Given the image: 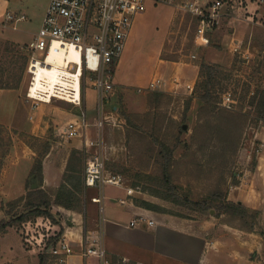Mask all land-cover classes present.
I'll return each mask as SVG.
<instances>
[{"label":"rangeland","instance_id":"374dc122","mask_svg":"<svg viewBox=\"0 0 264 264\" xmlns=\"http://www.w3.org/2000/svg\"><path fill=\"white\" fill-rule=\"evenodd\" d=\"M199 1L206 0H177L173 5L147 4V10L141 18V33L134 37V40L137 39L135 51L141 55L134 69L137 70L145 57L156 54L167 31V19L175 7L173 23L162 46V57L175 61L202 62L200 74L192 95L188 91L170 94L151 89L139 93L137 87L123 92L125 95L119 89L115 90L112 100L106 106L111 119L105 123L101 132L106 173L121 175L123 185L146 198L154 211L201 220L210 219L212 215L221 216L222 222L241 228L245 226L242 219L222 213L221 208H215L218 213L215 209L210 211L204 206L203 200H213L219 196L222 200L227 199L231 186L240 183L245 167H251L255 162L253 156L261 144L260 137L264 132V119L260 118L259 109L256 108L260 94L264 92V57L263 54L259 55L254 62L247 63L244 57L239 54L233 56L227 48L226 57L221 62L203 63V47L196 43L200 18L190 11L191 4L204 6ZM20 2L28 18L16 24L21 31H12L14 23L7 20L0 22V79L4 83L18 72L13 61L18 55L9 53L5 43L18 44L27 55V48L41 27L48 0ZM7 29L10 30L6 34L12 37L20 34L22 40L16 42L6 39L4 36ZM208 34L213 38L212 44L216 45L220 29L214 27ZM262 43L263 39L259 40L258 44ZM202 65L204 67L201 69ZM30 79L27 64L20 87L5 89L0 93V117L10 123H0V177L6 165L13 166V162L21 160L26 152L33 157L34 165L37 161L43 163L52 149L60 151L58 158L62 161L70 150L71 140L61 137L57 132L69 120H81L82 111L86 112L88 123V119H91L89 138L92 141L99 139L95 91L92 86L87 88L81 107L60 100L35 105L26 96ZM257 90L261 91L252 107L251 98ZM207 91L211 94L212 108H208L200 99ZM228 93L236 101L231 109L222 107L223 96ZM41 115L43 119L36 127ZM219 115L232 121L233 131L220 137V142H213L212 139H216L209 126ZM53 118L57 120L54 123ZM228 140H232L233 144L227 146L225 143ZM32 152L35 154L32 155ZM96 152L97 149L86 152L84 173L87 161ZM251 153L252 158L249 159ZM36 181L29 176L26 193L18 198L5 201L0 193V221L12 220L30 211L31 206H26V201L16 202L21 197L33 194L31 192L36 188L32 189L31 185ZM55 190L44 189L50 194ZM51 205L56 220L63 224L66 216L58 211V207H54L56 204ZM247 220L252 222L250 218ZM257 223L258 219L256 226ZM18 226L16 223L9 228H14L20 234L24 245L36 252L47 255L51 253L54 246L48 247L47 244L59 225L50 219L38 217L25 223V231ZM14 243L12 237L1 241L0 254Z\"/></svg>","mask_w":264,"mask_h":264},{"label":"crops","instance_id":"0c3cea01","mask_svg":"<svg viewBox=\"0 0 264 264\" xmlns=\"http://www.w3.org/2000/svg\"><path fill=\"white\" fill-rule=\"evenodd\" d=\"M208 1L199 2L205 4ZM220 1L223 3V8L220 24L217 27L220 29L219 42L216 45L212 44L213 38L209 35V45L202 46L203 59L201 60L203 63L221 62L226 57L227 48L233 56L237 55L233 49L240 45L243 52L250 50L253 56L263 54L264 57V43L258 44L261 39L264 42V28L250 21L262 13L264 0ZM149 3L153 4L147 2ZM20 4V0H0V22L4 21L9 13L16 16L26 15ZM147 4L145 10L135 18L126 49L121 61L117 64L115 90L119 89L123 93L134 87L147 89L153 80L161 79L165 81V85L156 90L170 94L188 91L192 95L186 86L192 85L195 89L202 62L175 61L162 57V46L174 19L175 7L173 6L167 19L166 34L161 39L156 54L145 57L137 70L134 69L135 62L141 56L135 51L137 39L134 40V37L141 33L143 23L141 18L147 10ZM17 23L13 25L16 26ZM8 30L10 29H7L5 34ZM17 31L21 30L18 28ZM4 37L16 42L22 40L20 34L16 37L6 34ZM6 90L0 89V93ZM42 116L39 117L36 127L40 125ZM54 120L53 118V123ZM74 120L80 121L71 119L68 122ZM88 120V126L83 134L91 140L89 127L92 124L91 119ZM0 123L10 124L1 117ZM83 138V136L66 138L71 140L70 150L62 161L58 158L59 150H50L43 160V180L40 183L33 182V184H37V188L41 189H58L65 184L67 174H71L69 165H71L73 153L78 151L86 155L88 151L85 150ZM260 141L263 147L255 155L254 164L251 167H245L240 183L231 186L227 194L228 201L241 203L247 208L260 211L255 231L247 232L233 227L222 222L221 216L212 215L210 219L201 220L154 211L146 206L149 202L138 192L133 191L129 195L127 186L106 184L103 187V216L105 218L103 239L110 258L112 260L125 259L126 264H264V132L261 134ZM34 154L32 152V155ZM85 162L83 159V170L79 180L83 185H85ZM33 166V157L28 156L26 152L21 160L17 159V162H13V166L6 165L3 168L0 177L2 199L9 201L25 195L26 183ZM99 194L98 188L85 186L84 204L81 210L54 205L58 207V211L63 216H66L63 220L65 228L63 236L71 242L74 254L56 256L49 253L47 264H97L94 258L85 259L81 251L82 244L86 243L91 236L96 235L99 230L100 205L93 201V198ZM142 216L155 221V224L148 226L146 223H138L136 226H131L133 220ZM15 236L16 239L18 236L17 240ZM8 237H12L15 243L10 245L6 252L0 254V264H40L42 252L33 251L24 245L22 237L14 228H9L3 235H0V242Z\"/></svg>","mask_w":264,"mask_h":264},{"label":"built area","instance_id":"2783aa9c","mask_svg":"<svg viewBox=\"0 0 264 264\" xmlns=\"http://www.w3.org/2000/svg\"><path fill=\"white\" fill-rule=\"evenodd\" d=\"M177 0H50L41 27L28 46V72L31 76L27 98L35 105L50 104L53 101H65L76 107L83 106L86 90L90 86L96 92V115L99 139L92 141L83 132L87 128V114L82 111L80 121H70L58 130L63 138H85L86 151L97 149L87 161L84 173L86 187L98 188L100 194L93 201L100 205L98 233L82 244L81 254L85 259L94 258L97 264H126L125 259L112 260L103 239L105 218L103 216V187L106 184L123 185L121 175L106 173L105 156L102 151V130L111 119L106 111L115 90V70L126 49L128 38L135 18L145 10L147 2L157 4H175ZM243 3V2H242ZM223 3L209 0L204 6L191 4L190 11L200 18L196 43L209 45V30L218 27L222 17ZM192 9V10H191ZM28 19L26 15L7 14L9 23ZM249 21V19L247 18ZM251 23L264 28V10ZM13 29L16 26L13 25ZM233 51L247 61L254 62L256 57L251 51H242L241 45ZM74 54L73 57L71 55ZM165 85V81L156 79L147 89L156 90ZM192 93L194 87L186 86ZM144 88H138L141 93ZM256 93V92H255ZM255 95V94H254ZM253 95V96H254ZM236 104L230 93L222 99V107L231 109ZM263 145L255 150L257 155ZM252 158V153L248 155ZM131 195L133 190L128 188ZM146 223L153 226L155 221L140 217L131 222V226ZM64 235V234H63ZM61 236L54 245L53 255L69 256L74 254L71 242Z\"/></svg>","mask_w":264,"mask_h":264},{"label":"trees","instance_id":"16d2710c","mask_svg":"<svg viewBox=\"0 0 264 264\" xmlns=\"http://www.w3.org/2000/svg\"><path fill=\"white\" fill-rule=\"evenodd\" d=\"M7 51L10 53L12 52L15 56L14 64L15 69H17L18 72H15V75L8 80V82L4 83L0 79V89H18L23 81V75L25 72V69L28 64L29 60V53L25 55V52L22 47H20L18 44L14 42H6ZM204 66H201V69ZM202 70H201V76H202ZM261 90H257L254 97L251 99L253 100L251 102V106H254L256 97L259 96ZM260 100L256 108L259 109L260 112V118L264 119V92L263 94H260ZM200 99L205 102L208 106V108H212V101H211V94L207 91L203 96L200 97ZM224 115V114H223ZM215 118V117H214ZM211 122L207 123L209 125ZM232 121L222 115H219L213 121V124L209 126L211 133L213 134V137L216 139L212 141L218 142L220 137L226 136L229 132L233 131L231 129ZM237 130V128H235ZM234 129V130H235ZM220 142V141H219ZM225 142V140H223ZM227 146L232 145L233 141L228 140L227 143H225ZM217 148V147H215ZM214 148V152H215ZM218 149V148H217ZM83 159L86 161V156L82 152L75 151L73 153V156H71V165H69V169L71 170V174L66 177V183L62 184V186L58 189H56L54 192L48 193L44 191V189L36 188L33 190L31 195L21 197L18 199V202L26 201V206H31V209L29 212H26L24 214L19 215L18 217L6 221L1 220L0 221V233L6 232L9 227H13L16 225V223L19 224L18 228L20 230L25 231L27 227L25 226V223L28 220H32L38 217H44L45 219H50L55 224L59 225V229L55 233V235L50 239L47 246L55 245L58 239L64 234L65 228L63 224L56 220L55 216L52 213L51 207L52 203L56 205L63 206L67 209H81L83 208L84 204V194H85V185L81 184L79 182L81 178V173L83 170ZM37 161L35 165L33 166V169L31 171L30 177L35 178L37 181L42 182L43 180V163L42 161ZM74 173V174H72ZM30 196H33L31 200H29ZM52 197H54L52 199ZM216 201L218 202L216 204ZM138 202V201H137ZM15 203V204H16ZM13 204V206L15 205ZM203 204L208 210H213L215 208H221L223 211L222 213H228L231 215H234L238 217L239 219H242L244 221L245 226L239 227V229L247 231V232H253L256 229V220L260 216V211L253 210L250 208L245 207L241 203H234L230 202L227 199L222 200V197H216V199L213 200H203ZM146 206L149 208H152V205L149 203H146ZM216 211V209H215ZM216 213H218L216 211ZM223 215V214H221ZM252 219V222H248L247 219ZM46 251L48 248L46 247ZM45 251V252H46ZM46 253L40 254V264H47L46 260L48 258V255L46 256Z\"/></svg>","mask_w":264,"mask_h":264},{"label":"water","instance_id":"95a60500","mask_svg":"<svg viewBox=\"0 0 264 264\" xmlns=\"http://www.w3.org/2000/svg\"><path fill=\"white\" fill-rule=\"evenodd\" d=\"M37 186H38L37 184H32L31 188L35 189V188H37Z\"/></svg>","mask_w":264,"mask_h":264},{"label":"bare ground","instance_id":"6f19581e","mask_svg":"<svg viewBox=\"0 0 264 264\" xmlns=\"http://www.w3.org/2000/svg\"><path fill=\"white\" fill-rule=\"evenodd\" d=\"M73 56H74V54L71 55V57H73Z\"/></svg>","mask_w":264,"mask_h":264}]
</instances>
